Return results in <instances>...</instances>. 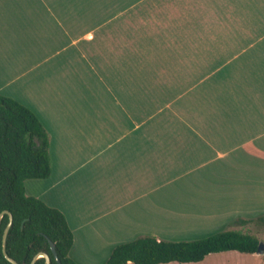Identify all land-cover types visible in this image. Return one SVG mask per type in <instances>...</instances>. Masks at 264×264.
Instances as JSON below:
<instances>
[{
    "label": "rangeland",
    "instance_id": "374dc122",
    "mask_svg": "<svg viewBox=\"0 0 264 264\" xmlns=\"http://www.w3.org/2000/svg\"><path fill=\"white\" fill-rule=\"evenodd\" d=\"M153 2L177 10L159 12L169 25L147 34L139 46L153 56L106 63L85 52L77 55V68L63 74L64 115L97 114L99 131L77 135L76 149L68 139L63 152L53 137L50 176L29 182L49 185L67 174L40 200L61 210L70 225L79 213L85 227L124 213L128 230L113 245L141 236L193 241L222 229L264 242V221H255L264 215V154L258 161L246 148L222 156L229 147L198 154L196 138L176 137L190 130L191 119L222 116L224 130L235 112L233 90L218 72L211 73L218 63L183 54L219 48L221 23L234 19L235 0H147ZM69 53H77L76 47L69 46ZM97 215L103 216L89 222ZM77 246L82 248L80 238ZM262 257L227 251L198 263L167 264H263Z\"/></svg>",
    "mask_w": 264,
    "mask_h": 264
},
{
    "label": "crops",
    "instance_id": "0c3cea01",
    "mask_svg": "<svg viewBox=\"0 0 264 264\" xmlns=\"http://www.w3.org/2000/svg\"><path fill=\"white\" fill-rule=\"evenodd\" d=\"M166 6L148 4L147 0H0V95L35 114L48 134L49 145L54 137L63 152L69 139L76 149V136L96 134L99 119L92 113L64 115L68 99L61 81L63 74L76 69L77 55L85 52L106 63L107 58L123 61L153 56L139 46L147 34L169 25L156 16L163 10L177 11ZM221 27L224 33L219 34L218 49L183 54L218 63L211 73L218 72L220 82L233 90L235 112L228 116L224 130L222 116L207 117L203 122L191 119L186 124L190 130L180 131L176 137L191 141L196 138L198 154L229 147L219 152L222 156L246 148L250 159L258 161L264 154V0H235L234 19L225 20ZM69 46H75L77 53L67 54ZM126 97L129 101L128 91ZM125 115L129 120L128 110ZM191 125L203 129V133ZM215 126L219 128L208 129ZM66 177L62 173L49 185L26 180L25 192L42 199ZM59 211L73 233L69 256L77 264H105L118 245H113V240L125 234L130 223L123 213L107 218L108 222L85 227L79 213L70 225ZM78 238L81 249L77 248Z\"/></svg>",
    "mask_w": 264,
    "mask_h": 264
},
{
    "label": "trees",
    "instance_id": "16d2710c",
    "mask_svg": "<svg viewBox=\"0 0 264 264\" xmlns=\"http://www.w3.org/2000/svg\"><path fill=\"white\" fill-rule=\"evenodd\" d=\"M49 137L35 114L17 101L0 95V214L11 213L5 250L18 264H31L39 252L57 264L49 241L54 243L61 264H77L70 258L73 233L64 215L42 200L28 196L26 180H44L50 176ZM264 221V215L255 221ZM9 216L0 222V264H12L2 252V235ZM252 220L236 219L247 223ZM259 240L249 234L222 229L193 241H166L141 236L115 246L105 264L198 263L208 255L227 251L255 254ZM264 264V254L262 257ZM35 264H45L44 258Z\"/></svg>",
    "mask_w": 264,
    "mask_h": 264
},
{
    "label": "water",
    "instance_id": "95a60500",
    "mask_svg": "<svg viewBox=\"0 0 264 264\" xmlns=\"http://www.w3.org/2000/svg\"><path fill=\"white\" fill-rule=\"evenodd\" d=\"M4 214H7L9 216V221H8V224L6 225V227H5L4 231H3V235H2V252H3L5 258L9 262H11L12 264H18L14 259H12V258H10L8 256V254H7L6 250H5L6 238H7L9 229H10V227L12 225L13 218H12V215H11L10 212L4 211V212H2L0 214V222H1V218H2V216ZM49 244H50L51 252H52L57 264H61V262L58 259L57 254H56L54 243L49 241ZM256 253L257 254H264V242H259ZM39 258H44L45 259V264H50V262H51L50 256L47 253L39 252L33 257L32 261H31V264H35L36 260L39 259Z\"/></svg>",
    "mask_w": 264,
    "mask_h": 264
}]
</instances>
